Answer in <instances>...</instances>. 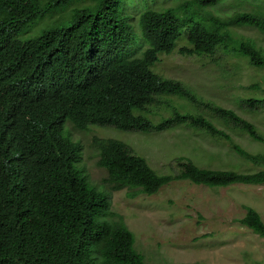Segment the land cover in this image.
Listing matches in <instances>:
<instances>
[{"label": "trees", "instance_id": "obj_1", "mask_svg": "<svg viewBox=\"0 0 264 264\" xmlns=\"http://www.w3.org/2000/svg\"><path fill=\"white\" fill-rule=\"evenodd\" d=\"M0 0V264H146L136 235L112 210V193L92 183L82 144L66 125L161 132L202 128L231 143L263 169L200 167L180 157L178 174H159L119 139H99L107 185L152 195L177 180L211 187L264 184V153L247 151L213 120L176 112L160 123L149 106L163 95L197 102L179 80L153 70L160 55L234 51L264 68V47L235 29L264 34V0ZM57 16V17H56ZM251 89L264 87L260 83ZM263 100H246L250 107ZM207 106H211L207 103ZM214 114L264 142L235 110ZM240 222L264 236V220L247 206Z\"/></svg>", "mask_w": 264, "mask_h": 264}, {"label": "rangeland", "instance_id": "obj_2", "mask_svg": "<svg viewBox=\"0 0 264 264\" xmlns=\"http://www.w3.org/2000/svg\"><path fill=\"white\" fill-rule=\"evenodd\" d=\"M234 0L219 6L233 12ZM57 17V16H56ZM241 38H251L264 47V34L253 28L235 29ZM153 70L163 78L179 80L196 96L190 102L178 96L163 95L149 106L154 123L175 115L205 116L247 151L264 153V142L252 139L233 123L214 114L212 105L235 110L254 123L264 136V68L251 65L234 51L219 49L212 56H190L179 50L160 55ZM263 100L250 107L246 100ZM209 103L211 106H207ZM72 138L82 144V161L92 183L112 193V210L121 214L136 235V248L146 264H264V236L240 222L247 206L255 208L264 220V184H234L211 187L189 180H177L160 192L131 196L133 190H112L105 182L106 169L98 165L99 139H119L147 159L159 174H178L180 157L200 167L256 172L263 167L235 152L223 137L212 136L202 128L175 125L161 132L124 131L112 126L90 125L79 130L66 125Z\"/></svg>", "mask_w": 264, "mask_h": 264}]
</instances>
